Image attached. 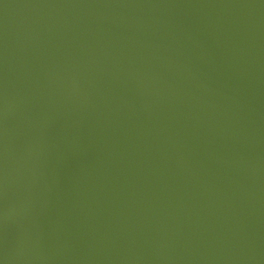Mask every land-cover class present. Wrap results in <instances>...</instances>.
<instances>
[{"label":"water","instance_id":"obj_1","mask_svg":"<svg viewBox=\"0 0 264 264\" xmlns=\"http://www.w3.org/2000/svg\"><path fill=\"white\" fill-rule=\"evenodd\" d=\"M3 264H264V0H0Z\"/></svg>","mask_w":264,"mask_h":264},{"label":"snow or ice","instance_id":"obj_2","mask_svg":"<svg viewBox=\"0 0 264 264\" xmlns=\"http://www.w3.org/2000/svg\"><path fill=\"white\" fill-rule=\"evenodd\" d=\"M0 264H3V261L2 260H0Z\"/></svg>","mask_w":264,"mask_h":264}]
</instances>
